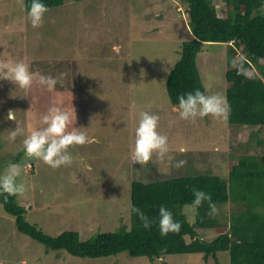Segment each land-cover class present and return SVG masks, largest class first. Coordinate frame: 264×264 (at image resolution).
Returning a JSON list of instances; mask_svg holds the SVG:
<instances>
[{"label": "rangeland", "instance_id": "obj_1", "mask_svg": "<svg viewBox=\"0 0 264 264\" xmlns=\"http://www.w3.org/2000/svg\"><path fill=\"white\" fill-rule=\"evenodd\" d=\"M219 16L223 0H213ZM187 4L182 0H63L48 8L43 24L32 27L23 0H0V60H24L33 72L58 77L49 91L34 81L29 89L0 79V172L9 163L20 165L18 181L26 190L17 203L25 220L44 233L79 232L85 240L99 232L130 226V184L133 179H161L170 174H224L241 153H264V127L231 124L211 115L195 120L179 116L166 92V78L179 57L181 43L192 37ZM244 53L229 54L226 43H205L196 65L205 90L225 96V72ZM264 63V60H259ZM68 93V94H67ZM70 93H74L73 95ZM67 94V95H66ZM75 113L71 127L88 133L89 142L69 148L73 161L53 168L29 157L22 141L42 127L49 107ZM9 109L16 120L6 119ZM159 115V131L168 137L169 152L134 162L131 149L138 113ZM19 124L24 133L15 140L9 132ZM180 149H183L181 151ZM184 163L177 167L176 163ZM214 213L229 211L221 203ZM187 220L196 208L185 205ZM205 240L213 229H198ZM186 240H188L186 238ZM159 258H162L159 259ZM219 264H229L226 251ZM0 264H217L202 253L160 257L114 255L77 257L65 250H46L17 229L15 217L0 202Z\"/></svg>", "mask_w": 264, "mask_h": 264}, {"label": "trees", "instance_id": "obj_2", "mask_svg": "<svg viewBox=\"0 0 264 264\" xmlns=\"http://www.w3.org/2000/svg\"><path fill=\"white\" fill-rule=\"evenodd\" d=\"M182 1L187 4L192 37L181 43L179 57L166 78L171 104L178 106L180 94L195 89L205 91L196 65L197 54L205 43L222 42L227 44L229 54H235L236 48L244 53L225 72L227 121L239 126L264 127V63L259 62L264 60V0H223L222 16L218 15L213 0ZM44 2L51 8L61 5L63 0ZM30 3L31 0H23L26 13ZM257 143L263 144L264 140L258 139ZM194 189L210 193L216 206L231 203L230 210L217 216L210 213L209 201H204L196 208L194 221L189 222L183 208L192 205ZM16 199L17 195L0 193V202L15 217L17 229L43 244L46 250H65L88 258L121 251L149 257L199 252L205 259L215 258L217 264V252L226 251L229 264H264V153L238 154L237 161L224 174L188 173L156 180L133 179L129 228L122 225L115 231L99 232L85 240L74 230L57 236L44 233L36 224L25 220L26 209ZM161 205L181 222L178 232L160 234ZM133 206L153 221L150 227L143 226L140 216L132 211ZM202 228L213 229L216 235L205 240L198 232Z\"/></svg>", "mask_w": 264, "mask_h": 264}, {"label": "clouds", "instance_id": "obj_3", "mask_svg": "<svg viewBox=\"0 0 264 264\" xmlns=\"http://www.w3.org/2000/svg\"><path fill=\"white\" fill-rule=\"evenodd\" d=\"M48 11V5L44 0H31L27 7V18L32 27H40L43 24L44 14ZM0 79H7L13 82L15 88L29 89L34 81L40 85L46 86L52 91L59 81L58 77L44 75L33 72L30 66L24 60H0ZM53 104L47 112L42 115V127L32 130L22 141L23 150L29 157L43 160L53 168L61 165L71 164L73 156L69 148L74 145H83L89 142L88 133L77 127H71L75 121V113L63 109ZM179 116L183 119L195 120L198 117L211 115L226 119L229 106L225 96L219 93L209 94L207 90L186 92L178 96ZM6 119L16 120L15 112L9 109ZM159 115L148 111L141 110L138 113V122L134 131V146L131 149L134 162H147L155 153L164 157L169 152L168 137L159 131ZM244 126V125H243ZM24 129L17 123L8 134L10 140H15L17 135L23 134ZM183 151V149H180ZM184 163L178 161L176 166L179 167ZM21 176L20 165L9 163L7 168L0 172V193L8 195L22 194L26 190L25 183L18 181ZM194 199L193 208H197L204 201H209L210 213L218 211L211 194L202 189L193 190ZM133 212H136L145 228L152 224V220L144 214L139 208L133 206ZM158 226L161 235H167L169 232H178L181 222L174 219L173 212L161 205L158 209ZM192 222V220H189ZM162 260V258H159Z\"/></svg>", "mask_w": 264, "mask_h": 264}]
</instances>
